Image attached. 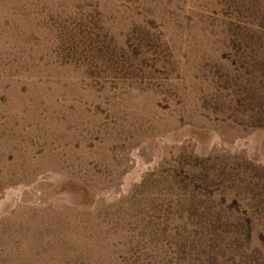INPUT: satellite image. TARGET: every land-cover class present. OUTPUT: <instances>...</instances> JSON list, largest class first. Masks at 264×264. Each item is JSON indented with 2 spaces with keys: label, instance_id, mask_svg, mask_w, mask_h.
Segmentation results:
<instances>
[{
  "label": "rangeland",
  "instance_id": "374dc122",
  "mask_svg": "<svg viewBox=\"0 0 264 264\" xmlns=\"http://www.w3.org/2000/svg\"><path fill=\"white\" fill-rule=\"evenodd\" d=\"M0 264H264V0H0Z\"/></svg>",
  "mask_w": 264,
  "mask_h": 264
}]
</instances>
